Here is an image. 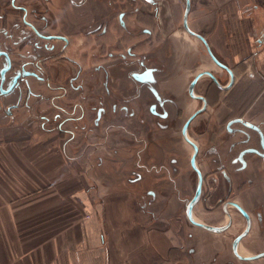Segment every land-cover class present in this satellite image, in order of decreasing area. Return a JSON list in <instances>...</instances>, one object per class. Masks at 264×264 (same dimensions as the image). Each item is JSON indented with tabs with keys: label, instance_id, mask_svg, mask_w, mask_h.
<instances>
[{
	"label": "flooded vegetation",
	"instance_id": "af4514ba",
	"mask_svg": "<svg viewBox=\"0 0 264 264\" xmlns=\"http://www.w3.org/2000/svg\"><path fill=\"white\" fill-rule=\"evenodd\" d=\"M190 8L191 0H0V112H35L38 127L65 142L83 131L99 162L103 152L118 159L119 148L106 147L114 137L135 159L136 178L163 176L176 192L175 178L187 177L190 196L175 217L193 225L185 212L197 194L192 212L214 230L194 226L221 235L227 250L203 264H264V69L241 60L237 76L215 55L211 28L191 27ZM158 193L149 191L150 205ZM242 245L258 247L242 254Z\"/></svg>",
	"mask_w": 264,
	"mask_h": 264
},
{
	"label": "crops",
	"instance_id": "0c3cea01",
	"mask_svg": "<svg viewBox=\"0 0 264 264\" xmlns=\"http://www.w3.org/2000/svg\"><path fill=\"white\" fill-rule=\"evenodd\" d=\"M252 4L256 11L248 10ZM188 16L193 29L211 28L215 55L236 65L237 76L241 60L251 71L264 69V0H191ZM201 59L208 64L203 51ZM14 113L0 112V264H203L217 250L227 257L221 235L175 217L190 191L181 177L180 193L163 176L136 178L135 159L122 143L112 162L105 154L101 162L93 154L75 156L73 142L59 144L38 127L34 112ZM204 214L195 207L196 219ZM187 247L193 254H185ZM252 247L242 245L240 253L258 246Z\"/></svg>",
	"mask_w": 264,
	"mask_h": 264
},
{
	"label": "rangeland",
	"instance_id": "374dc122",
	"mask_svg": "<svg viewBox=\"0 0 264 264\" xmlns=\"http://www.w3.org/2000/svg\"><path fill=\"white\" fill-rule=\"evenodd\" d=\"M35 113V112H34ZM52 115V113L51 112H48V114H47V116H51ZM49 127H52V125H49ZM26 128H28V127H26ZM49 131V130H48ZM48 131H42L43 132V135H42V139H43V141L45 142V140L47 141V139H48V135H46V133H48ZM50 133H52L53 134V136L55 137V138H57V139H59V144H61V142H63L64 141V138L66 137V136H63L62 134H59L58 135V133L56 132V131H49ZM32 135V133L28 130L27 131V135ZM76 135H77V137H76V140H75V142H73V147H72V149H73V151L71 150V153L73 154V155H75V156H83V155H86V152H87V150H89V148H85V146H83L82 145V139H83V131H76ZM116 142L114 141V137H110L109 139H108V143L106 144L107 146L106 147H108V146H110V145H112L111 147L112 148H115V146H116ZM110 147V148H111ZM101 148H104V147H99V148H97V149H101ZM118 148V147H117ZM106 149L107 148H105V150L104 151H106ZM187 151H188V148H187ZM99 152V151H98ZM98 152H96L94 155H96V154H98ZM104 153V152H103ZM105 155L107 154V153H104ZM189 154V151L187 152V155ZM186 163V162H185ZM181 170L182 171H185L184 172V174L186 175V176H188V172H189V169H188V166L186 165V164H184V166L181 168ZM180 180H182V182L184 181V182H186L185 183V185H187L186 187H189L188 186V179H187V177L186 178H181ZM175 181H176V185L179 187V179L178 178H175ZM159 181H157V179L155 180V184H154V188H157V187H159ZM158 189V188H157ZM191 189L192 188H190V189H188V190H190L189 191V193H188V196L187 197H189L190 196V192H191ZM207 242H209L210 244H208V246L211 248V245H213V244H215V246H216V243H213L212 244V242L211 241H207ZM218 243V242H217ZM219 245H222L223 244V241H220L219 240V243H218ZM260 246H263V244H260L259 245V247ZM206 249V248H205ZM212 249V248H211ZM209 250V249H208ZM199 255H200V253H199Z\"/></svg>",
	"mask_w": 264,
	"mask_h": 264
},
{
	"label": "water",
	"instance_id": "95a60500",
	"mask_svg": "<svg viewBox=\"0 0 264 264\" xmlns=\"http://www.w3.org/2000/svg\"><path fill=\"white\" fill-rule=\"evenodd\" d=\"M198 197H197V194L194 196V198L187 203L186 205V216L187 218L189 219V221L195 225V226H200L202 228H205V229H210V230H214L213 228H209L207 225L203 224L202 222H199L196 217L194 216L193 212H192V209H193V206L196 204V201H197ZM215 230H219L218 229H215Z\"/></svg>",
	"mask_w": 264,
	"mask_h": 264
}]
</instances>
